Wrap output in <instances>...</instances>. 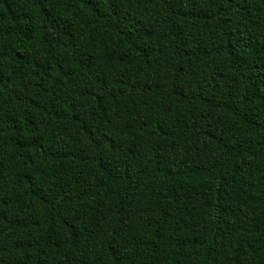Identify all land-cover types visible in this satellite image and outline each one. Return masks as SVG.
I'll return each mask as SVG.
<instances>
[{
	"label": "trees",
	"instance_id": "1",
	"mask_svg": "<svg viewBox=\"0 0 264 264\" xmlns=\"http://www.w3.org/2000/svg\"><path fill=\"white\" fill-rule=\"evenodd\" d=\"M0 264H264V0H0Z\"/></svg>",
	"mask_w": 264,
	"mask_h": 264
}]
</instances>
